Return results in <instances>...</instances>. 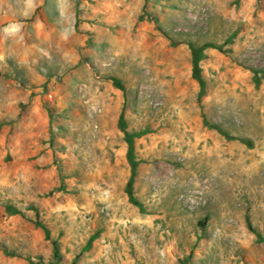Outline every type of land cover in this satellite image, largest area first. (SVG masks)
Wrapping results in <instances>:
<instances>
[{
  "label": "rangeland",
  "instance_id": "obj_1",
  "mask_svg": "<svg viewBox=\"0 0 264 264\" xmlns=\"http://www.w3.org/2000/svg\"><path fill=\"white\" fill-rule=\"evenodd\" d=\"M263 70L264 0H0V264H264Z\"/></svg>",
  "mask_w": 264,
  "mask_h": 264
},
{
  "label": "trees",
  "instance_id": "obj_2",
  "mask_svg": "<svg viewBox=\"0 0 264 264\" xmlns=\"http://www.w3.org/2000/svg\"><path fill=\"white\" fill-rule=\"evenodd\" d=\"M189 45H190V48H191V51H192V55H193V73H194V77L198 80V82L200 84V88H201V93H203L204 90H205L206 82H205V79H204V77L202 75L200 61L204 57V51L208 47H216V48L222 49L223 48V45L222 44L221 45H216V44H213V43H206V44H204L202 46H199V47L195 46L192 43H190ZM258 72L256 71V73H258ZM262 73H264V70L262 71ZM115 83L119 87L122 88V85H121L120 82H115ZM120 121H121V127L123 129H125V127H126L125 124L126 123H125V119H124V115L123 114L121 115ZM214 127H217V126H214ZM220 131L222 133H224L225 135H227L228 137H232L229 134H227L226 132H223V130H220ZM125 132H126V140L129 143V160H130L131 165H132V177H131V179L129 180V182L127 184V192H128V195H129L130 200L133 203L137 204L138 201H137V199H136V197L134 195L133 179H132L133 176H134V174H135L136 165H137V161H136V159L134 157V153H133V148H134V135L133 134H130L127 131H125ZM13 212L20 213L21 211L18 210V209H16V208H13ZM36 223H37V225H39L40 227H42L44 229V231L46 233V236L49 237V235H50L49 229L41 221H39V220H37ZM53 245H54L55 255H59V246H58V243L55 241ZM41 263H43V262H41Z\"/></svg>",
  "mask_w": 264,
  "mask_h": 264
}]
</instances>
